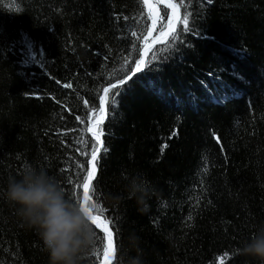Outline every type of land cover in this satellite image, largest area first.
I'll return each mask as SVG.
<instances>
[{"label":"trees","instance_id":"16d2710c","mask_svg":"<svg viewBox=\"0 0 264 264\" xmlns=\"http://www.w3.org/2000/svg\"><path fill=\"white\" fill-rule=\"evenodd\" d=\"M144 1L0 0V193L30 164L82 198L73 185L92 171L93 106L147 42ZM171 1L190 30L177 22V39L153 46L162 51L122 86L115 111L105 105L92 184L116 249L134 232L145 264H255L234 251L264 223V0ZM166 4L157 30L170 22ZM131 176L150 189L144 211L111 199ZM98 247L82 264L104 262ZM0 264H48L2 196Z\"/></svg>","mask_w":264,"mask_h":264},{"label":"clouds","instance_id":"9594fccd","mask_svg":"<svg viewBox=\"0 0 264 264\" xmlns=\"http://www.w3.org/2000/svg\"><path fill=\"white\" fill-rule=\"evenodd\" d=\"M126 180L123 192L112 195L111 199L119 202L126 196L143 206L141 211L146 210L150 195L146 181L140 176ZM0 196L14 208L21 226L38 235L48 264H82L95 248V229L89 215L45 168L25 165L8 177ZM140 244V237L130 233L126 244L116 249L115 264H145ZM237 255L264 264V223L237 248Z\"/></svg>","mask_w":264,"mask_h":264},{"label":"snow or ice","instance_id":"6c2138e0","mask_svg":"<svg viewBox=\"0 0 264 264\" xmlns=\"http://www.w3.org/2000/svg\"><path fill=\"white\" fill-rule=\"evenodd\" d=\"M207 2L210 4L212 3V0H207ZM147 7L151 14L154 5L148 4ZM180 7H185V5L183 3L177 4L172 2H168L166 4V9L171 8L173 10V16L169 18L171 26L167 33L163 31L165 25H161L160 31L162 35L155 40H150L148 36H145L144 33L141 32L138 39L147 41L144 44L143 51L137 48L136 55L138 58L133 61H129L127 57L123 58V63L120 71L124 72L125 74L123 76H120L118 79H116L115 82H110L107 87L102 88L101 91L103 92V95L100 96L99 98L100 104L99 106L96 105L93 106V111H95L96 108L98 107L101 116L99 120L96 121L94 124L95 130H92V134L96 139V146H94L91 151L92 171L87 172L86 175L81 173L76 178L73 187L74 189L77 187H82L83 189L82 198L80 195H77L75 197V200L78 203H80L81 206L85 209L86 213L89 215L91 223L95 225L96 228L102 229L104 233V235H100L99 233L95 232V237L99 245V247L95 249L97 253V261L99 260L100 257H103L104 264H114L115 252H116V242L114 240V237L119 235V230L115 229L114 219L109 218L106 210L104 209L101 201L99 200V196L97 193L98 185L92 184V181L95 179V175H96V166L98 163L97 154L100 151L101 147H103V141L101 140V137L104 135V133L100 125L103 124V114L105 113V105L106 104L112 105L113 106L112 111L113 112L115 111L114 106L118 103L116 97L119 96L120 92L123 90L122 86L128 84V81L132 80L137 73L141 72L144 69V67L148 63H150V59L148 57L149 52H152V59H155L156 53L162 51V49H157L155 52H153L152 51L153 45L157 42H163L164 40L167 39L168 36H171L173 41L177 39V35H176L177 22L183 24L184 26L183 31L190 30L188 28V19L190 14L187 13L186 11L183 19H180L178 14V9ZM165 15H167V11H165ZM152 19H153V24H155L156 21L160 19V17L156 15V16H152ZM144 31L147 32L149 30L145 29ZM132 35L136 36L137 33L133 32ZM113 75H115V72L113 73ZM64 86L70 87V85L67 84ZM114 89H116L117 91H113ZM175 134L176 133L174 132L173 135ZM166 147H167L166 144L162 146L161 153H163L164 148ZM103 150L106 154L107 148L104 147ZM87 163L88 161H84L83 165H86ZM188 219L191 220V216H189ZM235 254H237V249H235L234 251V255Z\"/></svg>","mask_w":264,"mask_h":264},{"label":"rangeland","instance_id":"374dc122","mask_svg":"<svg viewBox=\"0 0 264 264\" xmlns=\"http://www.w3.org/2000/svg\"><path fill=\"white\" fill-rule=\"evenodd\" d=\"M145 6H146V9H147V12H148V15H149V19H150V24H149V32H148V37L150 40H155L157 39L158 37H160L162 34H161V31L160 30H157V26L159 25V20L156 21L155 24H153V19H152V16H160V13H159V5L158 3L159 0H145ZM148 4H153L154 5V8L152 9V12L150 14L149 12V9L147 7ZM170 22L166 25L165 29L163 30L164 32L165 31H168L170 29ZM104 263V262H102Z\"/></svg>","mask_w":264,"mask_h":264},{"label":"water","instance_id":"95a60500","mask_svg":"<svg viewBox=\"0 0 264 264\" xmlns=\"http://www.w3.org/2000/svg\"><path fill=\"white\" fill-rule=\"evenodd\" d=\"M168 2H172V1H171V0H167V3H168ZM170 10H171V13H172V16H173V10H172L171 8H170ZM176 26H177V23H176ZM168 31H169V30H168ZM168 31H165V33H167ZM158 43H159V42L155 43L154 45H156V44H158ZM154 45H153V46H154ZM104 119H105V114H103V121H104ZM98 120H99V119H97V120H95V121H93L92 123L89 124V126H88V132H89V133L92 134V130H94V128H93V127H94V124H95V122L98 121ZM89 129H91V130H89ZM90 160H91V158H90ZM100 264H104V263H100Z\"/></svg>","mask_w":264,"mask_h":264},{"label":"bare ground","instance_id":"6f19581e","mask_svg":"<svg viewBox=\"0 0 264 264\" xmlns=\"http://www.w3.org/2000/svg\"><path fill=\"white\" fill-rule=\"evenodd\" d=\"M159 2H160V3H162V2H163V3H167V0H159ZM172 3H173V2H172ZM171 17H172V14H171ZM93 128H94V127H93ZM94 130H95V128H94Z\"/></svg>","mask_w":264,"mask_h":264}]
</instances>
